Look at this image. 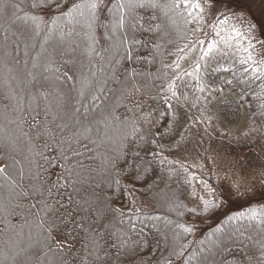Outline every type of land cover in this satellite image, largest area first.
<instances>
[{
  "label": "trees",
  "instance_id": "1",
  "mask_svg": "<svg viewBox=\"0 0 264 264\" xmlns=\"http://www.w3.org/2000/svg\"><path fill=\"white\" fill-rule=\"evenodd\" d=\"M231 1L245 55L178 70L216 0H0V264H264V31Z\"/></svg>",
  "mask_w": 264,
  "mask_h": 264
},
{
  "label": "rangeland",
  "instance_id": "2",
  "mask_svg": "<svg viewBox=\"0 0 264 264\" xmlns=\"http://www.w3.org/2000/svg\"><path fill=\"white\" fill-rule=\"evenodd\" d=\"M215 13H218L221 9H228V15L224 16L215 29L212 32L210 41L199 42L195 47L188 50L179 62L178 70H185L191 68L193 65L199 66L207 58L224 55H234L237 58H241L245 55L243 49L248 50L247 47L241 45V41H236L234 36L239 32L240 25L243 22L245 9H240L234 6V2L231 0H216ZM242 5L248 7L252 14L258 19L262 30L264 31V0H237ZM3 22V21H2ZM31 35H28L29 38ZM47 39H38V37H32L28 43V49L32 51L38 50V52H44V48H50V42ZM43 42V48H42ZM50 43V44H49ZM41 47V49L39 48ZM243 47V48H242ZM255 51V50H254ZM42 54V53H41ZM33 53L28 56L32 58ZM264 56V50H259L257 53H253L251 57L253 59ZM87 89V88H86ZM85 89V91H86ZM230 102L234 104L238 110V120L230 122L225 117L220 115L223 103ZM213 107L216 113L219 114V119L222 127L231 133H238L246 124L247 111L245 104L241 101L240 96L229 88L219 90V92L213 97Z\"/></svg>",
  "mask_w": 264,
  "mask_h": 264
}]
</instances>
